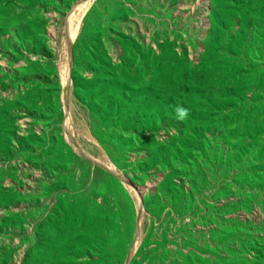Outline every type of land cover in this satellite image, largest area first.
<instances>
[{"label":"rangeland","instance_id":"rangeland-1","mask_svg":"<svg viewBox=\"0 0 264 264\" xmlns=\"http://www.w3.org/2000/svg\"><path fill=\"white\" fill-rule=\"evenodd\" d=\"M0 264H264V0H0Z\"/></svg>","mask_w":264,"mask_h":264},{"label":"water","instance_id":"water-1","mask_svg":"<svg viewBox=\"0 0 264 264\" xmlns=\"http://www.w3.org/2000/svg\"><path fill=\"white\" fill-rule=\"evenodd\" d=\"M122 181H125L126 183H128V181H126V180H123V179H122ZM128 184H129V183H128ZM132 254H133V251H132L131 254L128 256V261L130 260Z\"/></svg>","mask_w":264,"mask_h":264},{"label":"clouds","instance_id":"clouds-1","mask_svg":"<svg viewBox=\"0 0 264 264\" xmlns=\"http://www.w3.org/2000/svg\"><path fill=\"white\" fill-rule=\"evenodd\" d=\"M181 114L182 115L186 114V110H182V113Z\"/></svg>","mask_w":264,"mask_h":264}]
</instances>
